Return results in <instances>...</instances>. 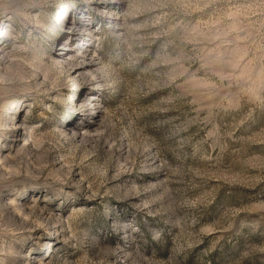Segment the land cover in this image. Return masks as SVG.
<instances>
[{
    "label": "rangeland",
    "instance_id": "1",
    "mask_svg": "<svg viewBox=\"0 0 264 264\" xmlns=\"http://www.w3.org/2000/svg\"><path fill=\"white\" fill-rule=\"evenodd\" d=\"M0 264H264V0H0Z\"/></svg>",
    "mask_w": 264,
    "mask_h": 264
}]
</instances>
